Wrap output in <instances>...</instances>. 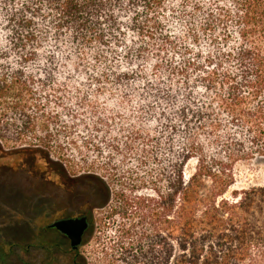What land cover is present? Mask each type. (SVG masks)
I'll return each instance as SVG.
<instances>
[{
	"label": "trees",
	"instance_id": "16d2710c",
	"mask_svg": "<svg viewBox=\"0 0 264 264\" xmlns=\"http://www.w3.org/2000/svg\"><path fill=\"white\" fill-rule=\"evenodd\" d=\"M70 83L81 87L66 105L55 85ZM107 93L118 107L95 104ZM129 99L140 123L115 130ZM13 157L2 165L39 184L34 162L71 193L81 185L89 227L73 249L6 213L0 264H34L20 255L33 249L37 264H89V236L96 264H264V188L227 197L235 165L264 159V0H0V161ZM119 158L137 170L119 173Z\"/></svg>",
	"mask_w": 264,
	"mask_h": 264
},
{
	"label": "rangeland",
	"instance_id": "374dc122",
	"mask_svg": "<svg viewBox=\"0 0 264 264\" xmlns=\"http://www.w3.org/2000/svg\"><path fill=\"white\" fill-rule=\"evenodd\" d=\"M80 85L70 83L67 85H55L56 89H61L65 92L62 95V102L66 105H72L75 101L77 93L80 89ZM96 94V93H95ZM115 98V100L111 99ZM120 99L118 94L111 95L109 93L105 95H95L93 100L96 101L95 104L102 106L103 108L107 107H118L117 101ZM126 108L122 109V120L121 123L114 125V129L117 130L119 127L124 129H131L132 126H137L141 120V113L138 108V103L135 99H129L125 105ZM60 119L63 121H70L72 117L66 114L62 110H58ZM89 118V117H87ZM3 151L10 153L14 152L12 148H3ZM38 159L40 160L43 152H38ZM81 157L74 158L72 165H68L66 168L71 175L74 173L83 172L84 169L81 162H78ZM89 161L95 160V155H89ZM102 161V159H100ZM41 161V160H40ZM120 158L116 161L118 165L119 173H123L127 169L137 170L138 163L135 158L130 159L127 163H119ZM21 162V159L13 157L11 160H1L0 161V217H5L6 213H13L16 216H22L26 220L24 221L25 225H29L31 221L34 222L37 226H44L50 224L54 221L55 218H59L62 214L74 213L80 207V205L85 201L89 200V197L84 196L80 193L81 185H76L74 193H66L60 191L55 186L47 183L40 182L37 183L33 181L30 176L23 171H13L10 170V166L4 167L2 164L15 165L16 163ZM33 160L29 156L23 159V163L30 168ZM151 166L154 169H161V166L158 165V162L151 160ZM194 162L186 167V173L189 175ZM48 168L54 174H63L65 167L59 162L49 163ZM78 171V172H77ZM235 184L231 187L229 192H227V197L230 196L232 191H237L238 193H256L253 190L264 188V159L257 158L253 160L240 161L235 165ZM65 179V178H64ZM77 179V178H71ZM82 184L83 182H78ZM98 184V183H97ZM160 191L162 193H169L170 191L167 188V182H163L160 186ZM148 193L153 194L151 190L136 191L135 194ZM97 200L95 204H102L105 199L103 193L97 194ZM63 210L62 214L60 211ZM44 215H43V213ZM59 212V213H58ZM95 218L104 217L106 214L102 212V209L95 208L93 210ZM7 218V217H6ZM0 221L1 220L0 218ZM118 223V219L111 224H108V230L102 235L103 240H110L115 236V227ZM43 236V235H41ZM47 237H52L51 233H48ZM90 237V241L87 246L84 248L83 252L89 259V264H96V261L93 259L92 250L93 245L96 242L95 238ZM22 258L25 261H33L34 264H37L41 259L39 250L33 249L30 254L21 253ZM64 264V263H63Z\"/></svg>",
	"mask_w": 264,
	"mask_h": 264
},
{
	"label": "flooded vegetation",
	"instance_id": "af4514ba",
	"mask_svg": "<svg viewBox=\"0 0 264 264\" xmlns=\"http://www.w3.org/2000/svg\"><path fill=\"white\" fill-rule=\"evenodd\" d=\"M34 169L38 171V173H39L38 175L41 177V180H42L43 183L51 184V185L55 186L57 189H59L60 191H63V192H66V193H71L70 190H71V188L73 187V182H70V183H65V182H63V183H57V182L54 181V180H48L45 174H41V173H40V168H37L35 162L33 163V167H32L31 170L34 171ZM71 194H72V193H71ZM88 210H89V209L86 208L85 203H82V204L80 205V207L77 209V211L74 212V213L62 214L63 210H61L60 213H61L62 215L59 216V218H55L54 221H53L52 223L48 224V222L51 220V219H50V220L47 222L46 225H44V226H39L38 229L40 230V233H41L40 236H41V235H43V236H44V235H48V234H47V231L51 230V231H54V232H57V233L61 234L65 239H67V240L70 242L69 238H68L66 235H64L63 233H61L59 230H57L55 227H53L52 224H53L54 222L60 220V219L76 218V217H82V216L87 217L88 220H89ZM42 213H43V212H42ZM58 213H59V212H58ZM43 215H44V213H43ZM40 236H39V238H40ZM43 236H41V237H43Z\"/></svg>",
	"mask_w": 264,
	"mask_h": 264
},
{
	"label": "water",
	"instance_id": "95a60500",
	"mask_svg": "<svg viewBox=\"0 0 264 264\" xmlns=\"http://www.w3.org/2000/svg\"><path fill=\"white\" fill-rule=\"evenodd\" d=\"M52 226L69 238L70 245L73 249H78L89 227V220L85 216L60 219L54 222Z\"/></svg>",
	"mask_w": 264,
	"mask_h": 264
}]
</instances>
